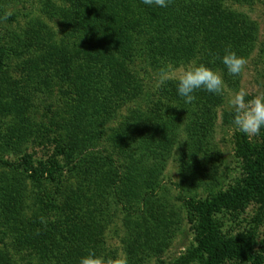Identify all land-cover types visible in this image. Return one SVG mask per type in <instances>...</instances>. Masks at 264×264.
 <instances>
[{"label": "rangeland", "instance_id": "1", "mask_svg": "<svg viewBox=\"0 0 264 264\" xmlns=\"http://www.w3.org/2000/svg\"><path fill=\"white\" fill-rule=\"evenodd\" d=\"M224 3L247 20V40L237 49L232 45L225 47L242 56L246 65L240 75L233 76L221 59L217 63L209 59L208 66L223 76L224 93L216 95L200 90L195 103L189 104L174 95L175 81L156 87L160 69L138 58L132 84L124 79L119 81V77L113 79L103 70L99 85L89 87L83 72H76L75 63L71 66L75 75L68 69L67 77L61 81L62 77L58 78L55 66L46 57L51 56L49 48L66 51L63 59L80 57L70 47L77 40L76 31L71 30L77 28V22L84 25L81 19L90 16L89 12L79 14L78 9L71 7L68 16L63 14L64 4H70L68 0H0V7H7V15L0 18V46L8 52L25 49L17 56L0 57L2 202L19 196L28 206L39 196L58 204L63 200L64 184L73 186L68 167L82 150H74L69 131L81 120L79 110L75 113L73 96L80 81L82 92L89 87L94 97L107 91L110 97L91 103L89 112L96 122L89 126L92 140L84 153L119 155V170H123V163L131 161L136 184L132 186V180L124 176L123 183L127 186H123V193L128 198L139 197L132 202L120 200L117 205L102 201V209L110 208L112 218L105 229H98L102 230L96 245L100 264H203L207 256L198 249L196 241L202 216L191 202L242 187L250 158L254 160L255 149L264 147V130L251 138L236 130L228 105L229 98L238 91L248 92L249 99L264 93V0ZM169 4V8L163 9L165 16L176 12ZM12 13L16 21L12 20ZM33 25L39 27L43 37L29 47L27 31ZM109 79L115 83L111 87ZM121 83L126 86L125 93L119 90ZM119 130L129 138V144H125L129 151L125 155L119 154V146L110 139ZM243 141L251 148H239ZM51 160L60 166V182L48 179V175L41 178V183L27 180L26 162L43 169ZM259 179L264 183V168ZM262 191L250 195L237 207H220L214 212L217 234L245 245L253 254L249 259L239 250H228L224 264H264ZM89 202L84 205L89 206ZM92 209L89 206V216ZM3 210L0 203V213ZM0 226L10 234V228ZM12 238L0 233V264L40 263L37 257L28 254V249L13 243ZM105 253L109 258L105 259Z\"/></svg>", "mask_w": 264, "mask_h": 264}, {"label": "trees", "instance_id": "2", "mask_svg": "<svg viewBox=\"0 0 264 264\" xmlns=\"http://www.w3.org/2000/svg\"><path fill=\"white\" fill-rule=\"evenodd\" d=\"M68 1L69 6L64 4L62 8L63 14L67 15L68 8L71 7L78 9L79 14H90L81 19L84 25L77 22V28L71 30L76 31L77 40L71 42L70 47L81 56H73L76 60L63 59L61 56H65L66 51H55L50 47L48 53L51 56L46 57L51 60L52 66H55L58 78L62 77L61 81L67 77L65 72L68 69L75 75L74 69L71 68L75 63L76 72H83L89 87L99 85L98 79L103 70L109 72L113 79L119 77V81L124 79L125 83L132 84L136 58L143 63H152L153 67L159 69L168 64L184 66L193 60L207 65L209 59L217 63L225 53L226 46L232 45L233 49H237L248 37L245 16L237 14L230 4L224 3L225 0H174L169 6L176 8V12L172 11L173 13L167 16L163 9L169 8L168 6L149 7L142 0H81L82 3L80 0ZM6 9L0 7V18L7 15ZM14 13L11 18L16 21ZM72 22L75 24V20ZM30 30L27 31V46L34 47V42L41 41L43 35L35 25ZM5 50L8 49L0 46L1 58L6 55H20L25 49L19 52ZM82 61L84 63L80 65ZM82 83L77 82L73 95L74 110L75 113L79 110L81 120L75 126L72 125V128L78 127L77 130L74 128L69 131L74 150H82L68 167L70 178L74 180L73 186L64 184L63 200L58 204L39 196L28 206L20 201L19 196H13V200L4 202L3 198L0 199L4 208L0 213V225L10 228V234L1 229L0 233L11 238L16 235L12 242L28 249V254L37 257L40 263L79 264L80 258L89 252H94L96 257H99V249L96 246L99 234L109 225L108 222L112 218L110 208L102 209V201H113L117 205L120 200L132 202L139 198H128L123 193V186H127L123 183L124 176L132 180V186L136 184L133 180L134 165L131 161L123 163V170H119V155L113 157L97 156L92 152L84 153L92 140L90 127L96 122L93 113L89 112L91 103H99L110 97L108 91L102 95L100 92L94 97L87 86L82 92ZM114 84V80L109 79V86ZM172 85L177 99L185 101L177 94L176 83L173 82ZM119 90L125 93L126 86L119 84ZM199 91L194 93L195 99L191 103H195ZM164 124L167 123L161 125ZM110 139L119 146V154H127L129 150L125 144H129V138L124 131L119 130V133ZM248 146L246 141H243L241 146L239 144V148ZM255 154L257 155L254 160L250 158L248 176L242 187L221 192L213 198L191 202L202 216L197 227L196 241L198 249L207 256L203 264H224L226 252L232 249L239 250L244 257L253 258V254L245 245L226 240L217 234L213 215L220 207H237L250 195L263 192L264 183L259 179V175L264 168V147L255 149ZM26 163L27 180L30 182L41 183V178L46 175L48 179L60 182L61 169L56 161L51 160L43 169L29 161ZM3 189L4 187L0 186V192ZM85 201H90L89 206L94 207L91 216L89 206L84 205ZM28 213L30 215L26 216ZM103 255L105 259L109 258L107 253Z\"/></svg>", "mask_w": 264, "mask_h": 264}, {"label": "clouds", "instance_id": "3", "mask_svg": "<svg viewBox=\"0 0 264 264\" xmlns=\"http://www.w3.org/2000/svg\"><path fill=\"white\" fill-rule=\"evenodd\" d=\"M149 7L166 8L169 0H142ZM221 63L228 73L233 76L240 75L246 65V60L234 51H225L220 57ZM169 80L176 83L177 94L184 98L185 103H191L194 93L204 90L208 93L223 95L224 79L222 74L198 61H189L183 67L177 68L172 64L162 67L156 77V87L165 85ZM241 90L234 93L228 100L232 113V125L236 130L254 137L264 130V93L252 96ZM79 264H100V259L94 252L82 256Z\"/></svg>", "mask_w": 264, "mask_h": 264}]
</instances>
